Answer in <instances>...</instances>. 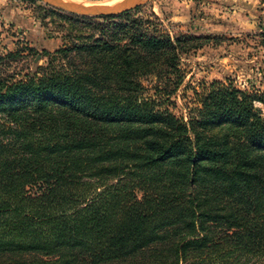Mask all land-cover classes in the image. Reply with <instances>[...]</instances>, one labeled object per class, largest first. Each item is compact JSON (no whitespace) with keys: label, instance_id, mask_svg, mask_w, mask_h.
I'll list each match as a JSON object with an SVG mask.
<instances>
[{"label":"trees","instance_id":"16d2710c","mask_svg":"<svg viewBox=\"0 0 264 264\" xmlns=\"http://www.w3.org/2000/svg\"><path fill=\"white\" fill-rule=\"evenodd\" d=\"M139 9L0 75V264H264V95L216 81L172 113L209 40Z\"/></svg>","mask_w":264,"mask_h":264},{"label":"rangeland","instance_id":"374dc122","mask_svg":"<svg viewBox=\"0 0 264 264\" xmlns=\"http://www.w3.org/2000/svg\"><path fill=\"white\" fill-rule=\"evenodd\" d=\"M81 1L111 6L120 0ZM135 17L153 21L171 36L209 40L181 58L186 79L168 106L178 117L195 116L196 93L216 81L264 95V0H152ZM103 23L100 18L77 19L38 0H0V75L21 78L45 67L48 54L60 50L68 38L98 36L96 27ZM144 84L147 96L156 99L150 81Z\"/></svg>","mask_w":264,"mask_h":264},{"label":"water","instance_id":"95a60500","mask_svg":"<svg viewBox=\"0 0 264 264\" xmlns=\"http://www.w3.org/2000/svg\"><path fill=\"white\" fill-rule=\"evenodd\" d=\"M45 6L56 8L79 17H119L149 4L152 0H120L111 6L84 3L81 0H38Z\"/></svg>","mask_w":264,"mask_h":264},{"label":"bare ground","instance_id":"6f19581e","mask_svg":"<svg viewBox=\"0 0 264 264\" xmlns=\"http://www.w3.org/2000/svg\"><path fill=\"white\" fill-rule=\"evenodd\" d=\"M95 5H99V6H110V5H105V4H95Z\"/></svg>","mask_w":264,"mask_h":264}]
</instances>
